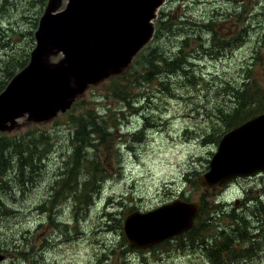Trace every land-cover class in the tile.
I'll use <instances>...</instances> for the list:
<instances>
[{"label":"rangeland","instance_id":"obj_1","mask_svg":"<svg viewBox=\"0 0 264 264\" xmlns=\"http://www.w3.org/2000/svg\"><path fill=\"white\" fill-rule=\"evenodd\" d=\"M182 1H187V3L183 5L184 8H179ZM67 2V0H61L57 11L63 10ZM16 3L21 6L23 0ZM46 3L47 0H45L41 13H43ZM172 4L171 8L175 7L177 15L184 12L188 17L194 16L198 20L208 18L213 10L220 12V18L226 16V22L224 27L220 28V33L225 36L234 31L242 40L238 49H231L220 57L198 58L195 65L198 73L205 76L206 83L217 78H220V81L233 83L239 78L237 74L240 73V67H245L247 62L254 59L257 52V57L260 60L256 61V65L253 66L255 70L253 77L259 79V82L264 86V39L262 38L264 37V0H165L160 11L164 8L168 9ZM241 9V16L237 14L239 22L231 25L232 17L229 14L233 10L241 11ZM28 10L30 8L21 12ZM14 11L18 12L15 9ZM15 12L12 11V15H17ZM41 13L36 17L40 18ZM0 20L3 23L1 25L7 26V28L4 26L2 28L6 32L5 45L11 46L16 51L14 54L10 53L9 48L5 47L1 49V55L5 51L7 57L12 55L19 61L26 58L24 67L28 66L31 52L35 49L34 32L37 27L34 28L32 25L33 20L28 15L9 18L6 14L0 17ZM168 41L169 44L177 42L174 38H170ZM192 43L194 47H197L200 41L195 40ZM7 57L1 58L6 59ZM62 61L63 57L58 53L50 55L47 63L58 65ZM127 67L128 65L124 66L120 73ZM21 70L22 68L18 69L15 74ZM1 77L3 78V75ZM75 80L72 76H68L70 87L76 85ZM105 80V78L100 80L94 86L88 84L80 93L75 94L76 101L74 100L72 104L83 102L85 107L109 104L113 109L118 107L119 104L111 98L104 99V102L101 103L91 101L92 93H99V97L106 94L105 89L108 83ZM62 93L60 91V99ZM180 93L175 92V95L183 97L180 99L176 96L157 94L152 97L149 104L142 105L146 107L143 113H141L142 110L137 109V104L134 105V109L123 110L124 112L120 113V123L118 124L120 128H113L115 140L111 143L110 148L105 149L103 146H97L90 150L91 160L97 157L105 169L106 175L95 203L90 207L85 218L81 221L78 218L76 222L73 220L75 210H73L70 199L64 200V196L60 194L56 200H53L54 196H52L51 190L49 191L72 154L69 126L64 124L68 119L67 111L63 113L60 111L61 108H58L54 116L47 120H34L29 113L16 116L7 129L0 132L2 136L14 138L16 135L26 133L38 136L49 132L45 138L50 142L47 147L45 143L40 145L42 149L38 153L41 154L42 159L39 160V169L28 170L18 176L21 180L24 179L23 183L17 179L14 164L6 174L8 177L6 185L11 186L13 194V196H9L8 203L14 212L12 216L0 222V233L14 232L17 239L26 233L30 234L31 247L34 246L38 253L30 259H21L17 255L5 254L7 258L0 264H124V259L125 264H138L140 255L135 252L136 249L128 245L123 233L122 238L117 237L115 233H110L112 224L103 217L108 200H120L121 196L128 194L124 196L123 201L118 202L141 213L154 210L155 206L161 202L177 198L184 189H187L186 194L195 200L199 195L198 181L190 180L188 175L194 174L199 178L201 174L205 173L217 146V144L207 143V140L201 138L197 132L206 123L204 118L199 116L197 108L207 105L212 96L206 94L203 87L191 91L183 90ZM137 94L135 91L132 96ZM211 101L213 102V99ZM236 106L235 102L223 104L227 110L236 109ZM80 108L76 107L75 112L79 113ZM97 110L99 113H103L101 107ZM140 129L144 131L141 133V140L133 141V132ZM220 130L223 131V128ZM126 144L127 146H124ZM262 174L264 175V173ZM254 178H249L253 179L252 182L248 180L232 184L223 195H220L222 191L211 192L205 201L206 212L212 207L211 205L218 204L220 206V200H216L217 197L222 198V203L223 201L233 203V205L235 203V207H237L235 209L241 208L237 200L243 199L241 196L245 190L256 186L255 191L259 194L260 189H264V176H262L263 180ZM257 184H260L261 188ZM250 196L252 197L254 194ZM48 198L55 206L54 209H57V211H52V217L68 223L67 228L51 224L38 228L42 219L47 220L48 213L39 211L37 206L47 202ZM250 206L254 208L255 204ZM124 217V214L120 216L122 220ZM207 220L208 215L203 214L200 222ZM226 223V220L220 218V226ZM180 236L176 237L177 240L174 242L155 245L157 247L152 250L156 252L147 255L148 264H150L149 262L152 264H160V262L161 264H211L203 250H194L188 244L181 250L176 248ZM185 236L190 240V235L186 234ZM226 239V235H220V243L224 244ZM125 243L128 247L124 246ZM119 244L125 249L122 254L119 253ZM236 245L234 244V246ZM238 245L241 246V244ZM248 246L250 250L256 251L254 255L259 257L249 262H242V264H264L263 236L256 234L254 230L251 233ZM120 259L122 260L120 261Z\"/></svg>","mask_w":264,"mask_h":264},{"label":"trees","instance_id":"obj_2","mask_svg":"<svg viewBox=\"0 0 264 264\" xmlns=\"http://www.w3.org/2000/svg\"><path fill=\"white\" fill-rule=\"evenodd\" d=\"M17 1L20 0H0V17L5 14L9 18L28 15L33 20L32 25L36 28L39 19L36 15L41 13L45 0H23L21 6L16 3ZM185 3L187 1H182L179 8H184ZM172 6L173 4L168 9L159 10L157 19L154 21L155 30L150 44L133 58L125 71L106 79L108 83L105 89L106 94L99 97V93H92V102L101 103L104 102V99L111 98L119 106L115 109L110 104L85 107L83 102H75L67 111L68 119L64 124L69 126L72 154L49 191L51 190L50 192L54 196L53 200H56L60 194L64 196V200L70 199L73 210H75L73 215L75 222L78 218L80 221L83 220L90 207L95 203L106 175L99 159L95 157L91 160L89 152L97 146H103L105 149L110 148L111 143L115 140L113 128H120L118 124L120 123V113H123V110L134 109V105L137 104V109L142 110L141 113H143L146 107L142 105L149 104L152 97L157 94L176 96L180 99L183 97L175 95V92L181 94L180 91L183 90L191 91L203 87L205 93L212 96L213 102L210 99L207 105L197 108L199 116L206 121L197 132L201 138L207 140V143L212 144H217L224 133L264 112V86L259 82V79H254L251 74L253 66L256 65L255 62L260 60L257 57V52L252 59L254 62L251 60L245 67H240V73L237 74L239 78L233 83L220 81V78L212 79L206 83L205 76L199 74L196 68L195 62L199 57L217 58L231 49H238L237 47L241 45L242 40L239 39L238 33L235 34L233 31L225 36L220 33V28H223L226 22V16L220 18V12L213 10L208 18L198 20L194 16L188 17L184 12L177 15L175 7L171 8ZM28 8L30 10L21 12ZM14 9L18 12H15ZM12 11L17 15H12ZM237 12L233 10L229 14L232 17L231 25L239 22ZM1 24L3 23L0 20V49L8 47L10 50L11 46H6L4 43L6 32L2 29L3 26L6 28L7 26ZM170 38H174L177 42L169 44ZM262 38L264 39V37ZM195 40L200 41L197 47H194L192 43ZM14 52L16 51L14 50ZM18 62L21 63L18 64ZM25 63L26 58L19 61L12 55L0 60V92L5 89L15 72L24 68ZM135 91L138 94L132 96ZM229 102H235L236 109L227 110L223 107V104ZM76 107H81L79 113L75 112ZM99 107L103 110L102 114L97 110ZM220 128H223V131ZM142 132V129L133 132L132 140H141ZM48 133L45 132L38 136L26 133L16 135L14 138L4 137L0 134V222L12 216L14 212L8 203L9 196H13V194L11 186L6 185L8 178L6 174L14 164L17 179L23 183L24 179L18 178L19 175L28 170H38L39 160L42 159L38 151L42 149L40 146L42 143H45L46 147L48 146L50 140L45 138ZM84 153L86 155H83ZM188 176L190 180L198 181L197 175ZM257 186L261 188L260 184ZM255 188L256 186L247 189L245 201H249V203L244 205V210L223 208L222 198L217 197L216 200H220V206L218 204L211 205L212 207L206 212L207 205L204 202L199 219L201 220L203 214H207L208 220L200 222L197 219V223L178 238L176 248L181 250L188 244L194 250H203L211 264H239L240 259V264H242V262H249L259 257L254 255L256 251L250 250L248 246L251 233L254 230L264 239V189H260L257 194ZM252 194L254 196L251 197ZM124 196H121V201ZM120 200L109 199L103 217L112 224L110 233H115L117 237L122 238L123 220L120 216L124 214L126 217L135 211L125 204H120L118 202ZM252 204H255L254 208L250 206ZM54 208L55 206L52 205L49 198L47 202L37 206L39 211L48 213L47 220L42 219L38 228L47 224L67 228L68 223L52 217V211H57ZM220 218L226 220L227 223L220 226ZM252 227L256 228L252 230ZM186 234L190 235V240L185 236ZM220 235H226L227 239L224 244L220 243ZM30 236L26 233L17 239L14 232L0 233V256H3L4 259L7 258L5 254L17 255L21 259L32 258L38 252L34 246L31 247ZM234 244L237 245L234 246ZM124 246L128 247L126 243ZM124 250L119 244V253L122 254ZM123 263L125 264V259Z\"/></svg>","mask_w":264,"mask_h":264},{"label":"water","instance_id":"obj_3","mask_svg":"<svg viewBox=\"0 0 264 264\" xmlns=\"http://www.w3.org/2000/svg\"><path fill=\"white\" fill-rule=\"evenodd\" d=\"M60 1L47 0L34 32L30 63L0 93V132L24 113L34 120L50 119L58 108L64 113L88 84L119 74L151 41L152 21L165 0H67L57 11ZM58 53L63 61L48 64L49 56ZM68 76L77 79L74 87ZM262 173L264 113L222 135L198 183L204 189L225 187ZM200 207L174 200L148 212H132L123 219V236L133 249L153 247L188 232Z\"/></svg>","mask_w":264,"mask_h":264},{"label":"flooded vegetation","instance_id":"obj_4","mask_svg":"<svg viewBox=\"0 0 264 264\" xmlns=\"http://www.w3.org/2000/svg\"><path fill=\"white\" fill-rule=\"evenodd\" d=\"M241 13H242V9H241V11H238L237 12V14H240V16H241ZM14 52V49L12 48V49H10V53H13ZM3 55H1V49H0V60H2V58L1 57H7V52H5V51H3V53H2ZM255 72V70L252 68V70H251V74L253 75V73ZM142 133H144V131L142 132ZM262 176H264V175H259V176H256L255 178H260L261 180H263L262 179ZM254 178V179H255ZM248 180H250L251 182H252V180L253 179H236L233 183H231V184H229V185H227V186H225V187H223V188H221V187H212V188H210V189H204V188H202L200 185H199V187H198V191H199V195H197L196 197V199L194 200V199H192V197H189L187 194H186V192H187V189H184L183 190V192L181 193V194H179L178 196H177V198H171L170 200H168V201H164V202H161L160 204H157L155 207L157 208V207H159V206H162V205H164V204H167V203H169V202H171V201H174V200H182V201H184V202H188V203H198V204H200V211H201V209H202V206H203V204H204V202L207 200V196L211 193V192H221L222 191V194H220V195H223V193L232 185V184H234V183H236V182H238V181H243V182H245V181H248ZM241 197H243V199L240 201L239 199L237 200L238 201V204H239V206H241V208H238V209H241V210H244V205H247L246 203H249V201H245L246 199H247V190H245V193L241 196ZM245 202V203H244ZM222 206H223V208H237V207H235V203H234V205H233V203L232 204H230V203H227L226 201H223V203H222ZM200 211H199V213H198V215H197V217L195 218V222H194V224H196L197 223V219L198 220H200L199 219V217H200ZM140 212V211H139ZM147 212V211H146ZM144 213V212H143ZM254 227H252V230H254L253 229ZM258 228H260V227H258ZM176 237H178V236H176ZM176 237H174V238H172V239H168V240H165V241H163V242H161L160 244H158L157 246H159V245H161V244H163V243H168V242H170V241H176L177 239H176ZM157 246H153V247H151V248H146V249H141V250H136L135 252L136 253H138L140 256H139V260H138V264H148V262L146 261V258H147V255H151V254H153L154 252H156V251H154V250H152V248H155V247H157ZM158 251V250H157ZM150 264H152L151 262H149ZM154 264V263H153ZM160 264H161V262H160Z\"/></svg>","mask_w":264,"mask_h":264},{"label":"bare ground","instance_id":"obj_5","mask_svg":"<svg viewBox=\"0 0 264 264\" xmlns=\"http://www.w3.org/2000/svg\"><path fill=\"white\" fill-rule=\"evenodd\" d=\"M169 229V228H168ZM174 238V237H173ZM172 239V238H171Z\"/></svg>","mask_w":264,"mask_h":264}]
</instances>
